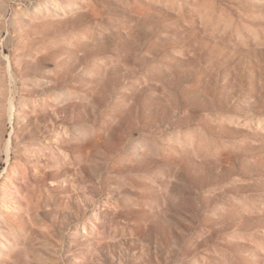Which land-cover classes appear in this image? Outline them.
Here are the masks:
<instances>
[{"label": "rangeland", "instance_id": "rangeland-1", "mask_svg": "<svg viewBox=\"0 0 264 264\" xmlns=\"http://www.w3.org/2000/svg\"><path fill=\"white\" fill-rule=\"evenodd\" d=\"M0 264H264V0H0Z\"/></svg>", "mask_w": 264, "mask_h": 264}]
</instances>
